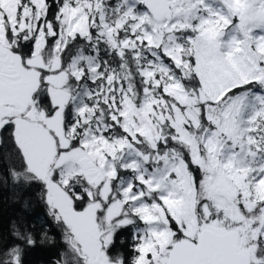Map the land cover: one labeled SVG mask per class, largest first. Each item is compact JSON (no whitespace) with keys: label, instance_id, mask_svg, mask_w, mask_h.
<instances>
[{"label":"rangeland","instance_id":"rangeland-1","mask_svg":"<svg viewBox=\"0 0 264 264\" xmlns=\"http://www.w3.org/2000/svg\"><path fill=\"white\" fill-rule=\"evenodd\" d=\"M31 1L35 8L21 12L20 0H0L3 10L0 40L6 26L15 35L38 33L33 60L35 65L43 66L41 51L45 37L54 34V29L43 23L44 0ZM170 3L174 10L171 22L157 23L148 12L136 17L129 11L117 24L123 27L127 23L128 33L135 39L130 42L126 36L121 48H132L138 45L137 40L146 41L149 47L161 50L182 72L193 70L201 84L199 100L216 106L204 110L210 126L201 127L197 99L191 98L177 81H168L169 86L163 90L167 98L156 95V87L163 81L161 76H165L162 73L165 71L156 69L146 74L154 89L145 90L140 107L134 105L127 93L123 96L121 116L129 139L109 141L91 135L63 152L58 167H37V162L31 160L28 168L45 183L51 208L70 227L88 264L109 263L104 241L105 245L109 243L115 227L131 223L127 218L129 210L139 214L146 225L137 264H192L204 230L229 234L248 257L246 264H257L256 249L249 243L264 241V92L223 99L230 91L251 82L260 83L264 89V23L258 16L264 0H170ZM100 5L96 0L64 9L61 20L64 31L60 33L57 52L70 37L88 36L89 15L94 18L100 13ZM234 19L237 26L233 25ZM189 31L193 36H189ZM110 35L115 42L113 30ZM54 59L58 66L59 59ZM63 77L58 75L52 81L62 91ZM167 119L205 172L206 195L212 210L204 207L207 218L214 216L206 226L199 224L198 192L182 158L169 153L142 154L138 149L139 136L153 145L163 139L162 125ZM58 121L56 116L61 147L68 149L75 137L68 140ZM15 122L17 135L33 138L31 135L38 132L48 138L39 128L30 130L19 120ZM84 158L94 163L99 177H87L80 165ZM118 165L134 172L136 179L120 191L121 199L113 188ZM77 178L83 180L91 199L81 211L76 210L75 201L67 192L68 184ZM95 197L99 201H94ZM241 203L254 218L241 215L238 206ZM103 204L107 206L102 225L97 217ZM172 222L183 235L181 241L175 240L170 229Z\"/></svg>","mask_w":264,"mask_h":264},{"label":"trees","instance_id":"trees-1","mask_svg":"<svg viewBox=\"0 0 264 264\" xmlns=\"http://www.w3.org/2000/svg\"><path fill=\"white\" fill-rule=\"evenodd\" d=\"M96 0H44V24L54 29V34L46 35V44L42 50L44 62L49 63L57 56L56 47L62 26V14L66 8H78L85 3ZM101 12L93 18L89 15L88 36L75 35L70 37L61 51L60 60L63 71L77 70L81 78L76 79L74 93L76 98L70 103L66 111V127L70 131V119L74 120V141L77 145L91 135L103 137L106 140H126L130 136L123 129V96L126 93L135 106L140 107L145 100L146 89H154L146 74L152 70L161 69L166 82L156 87V95L167 98L163 94L169 82L177 81L191 98L197 99L198 117L201 127L207 124V108L216 107L213 103L199 100L201 84L193 70L177 68L161 50L149 47L146 41L132 48H121L126 36L130 42L135 37L129 35L130 26L127 23L118 27V22L129 11L136 17L147 13L141 0H99ZM35 8L31 0H20L19 11ZM237 26V20H233ZM110 30L114 31L115 42H112ZM189 36L193 33L187 32ZM38 33L30 35L20 33L17 41L26 49L25 57L30 58L35 53ZM185 41V40H184ZM14 44V43H13ZM132 44V43H131ZM78 65V67H75ZM92 66V67H90ZM75 67V69H72ZM74 72V71H73ZM160 76V73L155 74ZM171 78V79H170ZM67 85V91L72 89ZM260 83L251 82L230 91L223 99L250 94L254 91L264 92ZM262 89V90H261ZM219 106V105H217ZM163 139L154 145L138 137V149L142 154L166 155L174 154L182 158L192 175L198 192L197 218L200 225L206 226L213 221L207 218L205 207L211 209L206 195V175L204 170L196 164L191 149L180 140L177 130L171 126L169 119L162 125ZM190 130L191 127H189ZM202 147V144H201ZM203 150V149H202ZM134 172L121 169L118 165L117 178L113 181V188L119 198L121 192L128 188V182H135ZM67 192L75 201L76 210L81 211L88 206L91 199L83 180H72ZM94 201H99L95 197ZM106 206L98 211L97 220L104 224ZM241 215L254 218L253 213L238 205ZM212 210V209H211ZM259 210L256 211V215ZM127 216L126 214L120 218ZM131 223L115 227L113 239L107 250L106 257L115 264H137L140 256L139 247L141 237L145 233L146 225L139 214L129 210L127 218ZM170 229L175 240L181 241L183 235L175 223ZM219 234L217 232H214ZM243 245V244H242ZM249 245L256 249L257 264H264V241L252 240ZM248 245V246H249ZM244 246V245H243ZM0 264H88L87 257L77 244L70 227L55 212L47 197V188L43 181L28 168L26 161L15 143L11 131H4L0 136Z\"/></svg>","mask_w":264,"mask_h":264},{"label":"flooded vegetation","instance_id":"flooded-vegetation-1","mask_svg":"<svg viewBox=\"0 0 264 264\" xmlns=\"http://www.w3.org/2000/svg\"><path fill=\"white\" fill-rule=\"evenodd\" d=\"M2 12L3 10L0 8V13ZM5 29V35L0 40V136L4 131L12 132L27 166L28 162L34 160L37 162V167H58L61 154L71 150L76 144L75 141H72L68 149L61 147L56 130V116L59 118V128L62 127L61 129L67 133L68 140H73L75 124L74 120L70 119V131L68 132L66 111L73 99L76 98L74 93L76 79H80L81 76L75 72L76 75L73 70V77L70 78L71 69L69 72L62 70L63 65L59 57L63 48L60 52L56 51L57 56H54L59 59L58 66H55L57 63L54 58L49 63L43 61V66L35 65L34 55L26 58L24 56L26 49L18 43L17 35L7 26ZM58 75H63L65 78L64 91L52 82L53 78ZM68 83L72 92L67 91ZM1 114L5 116L3 117ZM15 120L22 122L27 129H41L48 138H43L38 132L31 135L33 138L17 135ZM86 174L88 177V172ZM96 176L99 177L100 174L97 172ZM112 239L113 233L107 245L104 241L105 250L111 244ZM214 262L219 264L215 259L210 264ZM108 264L115 263L109 262Z\"/></svg>","mask_w":264,"mask_h":264},{"label":"water","instance_id":"water-1","mask_svg":"<svg viewBox=\"0 0 264 264\" xmlns=\"http://www.w3.org/2000/svg\"><path fill=\"white\" fill-rule=\"evenodd\" d=\"M142 4L154 21L161 23L173 20L174 12L170 0H143ZM258 15L264 23V8L258 12ZM80 165L88 172L89 177L97 175L94 164L88 158L82 159ZM213 259L219 264H246L248 262V257L240 252V248L229 234H216L204 230L192 264H210Z\"/></svg>","mask_w":264,"mask_h":264}]
</instances>
